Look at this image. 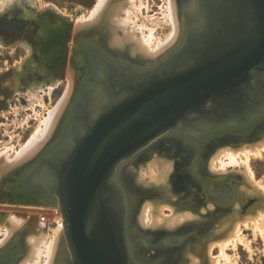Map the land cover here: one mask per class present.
Returning <instances> with one entry per match:
<instances>
[{"label":"water","instance_id":"1","mask_svg":"<svg viewBox=\"0 0 264 264\" xmlns=\"http://www.w3.org/2000/svg\"><path fill=\"white\" fill-rule=\"evenodd\" d=\"M190 6L198 18L185 24L181 45L151 68L117 61L93 38L79 37L76 54L86 72L65 120L47 151L9 185L13 196L61 209L60 264H161L137 254L147 240L133 227L136 205L115 178L119 167L168 133L203 152L209 142L264 127V0ZM196 20L199 26H190ZM10 256L11 249L0 252V264H12Z\"/></svg>","mask_w":264,"mask_h":264},{"label":"bare ground","instance_id":"2","mask_svg":"<svg viewBox=\"0 0 264 264\" xmlns=\"http://www.w3.org/2000/svg\"><path fill=\"white\" fill-rule=\"evenodd\" d=\"M136 1L137 0H98L97 4L90 11L89 17L82 18V23H80L79 28L85 29L84 27L88 28L90 26L92 30L95 29L96 31V29L100 28L104 23L107 27V34H105L106 36L103 39V42H108V47L116 54L115 60L118 59L117 61L122 62V60L125 61L126 59H132L133 63H136L139 66L151 68L181 45L183 36H185V24L187 25L192 20L198 18L196 13L197 9L196 6L195 8H190V3L194 2V0H166L169 12L166 16H168L173 30L165 41H157L154 43L152 39L155 34L153 35V32L148 30L149 35H146L143 30L145 25L137 27L136 22L133 19L135 15L133 16L132 10L137 9V5L135 4ZM140 7L142 9L143 5ZM181 8H187V12H189L184 15V19H182L180 15ZM138 10H140L139 7ZM194 22H192L190 26L195 25V27H198V20ZM195 27H193L192 30ZM153 28L150 29L153 30ZM200 30L201 27L198 32ZM91 42L93 44L92 40ZM110 57L113 58L112 56ZM73 67L74 68L69 71L68 90L66 89V94L61 102L49 112L48 117L41 122L42 126L39 127L40 129L36 131L32 138L20 151L17 152V154L15 153V157L12 159L4 157L6 159L4 160V166L3 164H0L2 165L0 166L1 204L5 202V199L3 198L4 193L2 183L3 180H5L4 178L8 176L7 174L9 172L12 173L18 171L31 164L53 141L55 133L68 111L75 85L80 78V75L78 76V74L81 70H78L76 65H73ZM245 137L248 138L243 139V143L241 142L240 145H235L236 143L233 144V142L225 144H221L219 141L209 142L210 144L207 146L205 145V147H203L204 151L201 152L199 145H196L198 144L197 142H191L185 137L184 139L177 133H168L141 149L133 158L121 165L115 174L116 180L121 183L127 191H129L131 196L132 194H135V192L140 196H143V199L138 206L135 202L136 198L132 196L133 201L135 202L133 207L135 208L136 205L135 210L133 209L134 212H132V215L135 216L134 222L140 224L141 228L144 227L143 229H147L148 227L154 228L155 230L171 229L172 231H178V228L189 229L188 227H183V224L188 226V224L197 222V225H202V223L205 224L206 221V226L209 227L210 233H212L213 230L212 234L214 237L218 233L224 232L223 234H225V232H231L228 235L229 237L226 236L228 237L226 238L227 241L223 239L224 241L221 240L222 242L220 243H216L217 241L214 243V240L212 239H203L201 245H196L198 243H193L192 245L191 241L185 243L186 245L182 249L184 254L180 252L182 258L186 257L183 262L184 264H199V259L204 250L203 247L205 246H207L206 251L208 249L209 254L216 246L221 250V255L218 258L215 257V259L210 257L208 264H220L219 261L222 259L227 262L229 256H226L224 250L230 245L235 246V244L242 239H239L241 222H237L239 219L237 214L240 213L239 205L237 202H234L236 201V198H238V200L241 198L251 200V192L255 193L257 191L256 189L253 191L250 190L251 183L253 184L252 186L257 184L254 185L252 181L253 179H251V176L254 178V175L251 174V176H249L247 171L249 170L250 172L249 157L251 155H259V157H261L260 154L264 151V127H261V129H254ZM165 146H168V148H165ZM180 146H185L186 150H191L192 147L195 146L197 155L195 151H191L190 154H186L187 152H181ZM196 156H198L197 159L200 161L198 166L196 164ZM204 158L206 159L204 168L205 175L208 174L216 178L211 182L212 184L207 182L205 175L201 176V172L199 171L204 162ZM188 160H195V167L200 176L196 180L188 178H184V180L179 178L180 167H182V164L187 163ZM226 160L228 162H226ZM237 166L242 169L244 168L245 170L247 169V171L243 169V172L239 174L235 171L236 169L232 170L233 172L228 170L229 167ZM234 172L236 173L233 174ZM231 175L233 176L231 177ZM226 178L229 179L227 180ZM221 181H227L226 183L228 185L223 186ZM109 182H111V180ZM108 186H110V183ZM257 187H260V192L264 193L263 186L261 187L260 185ZM14 200L15 201L11 202H15L16 205L25 204L24 206H32V208L34 207V209L36 208L37 210L42 207L54 208L55 210L53 211H55L57 215L56 220L59 222H62L63 220L64 229H58L51 236L48 230H45L47 224H43V221H40L38 223L39 232L37 234L36 215L32 217L31 212L27 213L26 211L27 214L23 213L26 218L23 217L25 220H22V217H19V219L16 217H9L7 223L5 222L6 224H2V214L0 213V234H3V239L0 242V252L5 244L14 238L17 232H23L25 237L24 240H26V252L24 251V255L17 259L14 258V249L10 247L9 249L12 250L11 252H13V254L10 258H7L8 260H6V263L10 262L9 259H11L12 264H60V252H63L64 249H66L65 221L61 209H58L57 206L49 203L38 202L33 198L28 199L22 194H17ZM11 208H14V206ZM167 211L168 213L170 212L169 215H167ZM13 212L10 213L13 214V216L19 214H16V211ZM19 216H22V213L21 215L19 214ZM251 218H247L248 221L245 219L246 222H243V219L242 225L244 224V226H248L249 222H251L253 226H259L258 223L264 220V206H262L257 212L256 217L252 218V220ZM26 226L29 228L28 231ZM196 228L199 227L196 226ZM160 245L162 246L163 244L160 243ZM160 245L158 247H160ZM66 255L70 254L67 253Z\"/></svg>","mask_w":264,"mask_h":264},{"label":"rangeland","instance_id":"3","mask_svg":"<svg viewBox=\"0 0 264 264\" xmlns=\"http://www.w3.org/2000/svg\"><path fill=\"white\" fill-rule=\"evenodd\" d=\"M97 2L98 0H0V164H3V166L5 164L4 160H6L5 158H14L17 152L20 151L36 131L40 129L39 127L42 126L41 122L48 117L49 112L61 102L66 94V89L69 86L68 76L69 71L74 68L73 65H76V68L81 70V74H78V76L80 75V78L86 72L85 64L81 59L77 58L76 54L80 36L95 39L97 43L99 42V46L106 50L108 55L112 56L114 59L116 58V54L108 47V42H103V39L106 36L105 34H107V27L104 23L100 27L101 29L97 28L96 31L95 29L92 30L90 26L88 28L84 27L85 29L79 28L80 23H82V18L89 17L90 11ZM135 4L137 5V9L134 8L136 10H132V14L133 16L135 15L133 19L136 22L137 27L145 25V29L143 28V30L146 35H149V31H152L153 35L155 34L152 39L154 43L157 41H165L173 30L171 22L168 16H166L169 14L167 1L137 0ZM141 5H143L142 9L140 7ZM138 7L141 11L138 10ZM183 12L184 9L181 8L180 15L182 19L185 18ZM150 28H153V30ZM96 32L99 33L97 34ZM123 61L124 60H122V62ZM124 62H128L138 68L146 67L133 63L132 59H126ZM77 84L75 85L72 94V101L76 93ZM72 101L70 102V105L72 104ZM65 116L60 126L63 124ZM60 126L55 133L53 141L57 136ZM246 135H244L243 138L239 136V138H226L217 141L221 144L233 142V144L236 143L235 145H240L241 142L243 143V139L248 138L245 137ZM49 146L43 150L35 160L44 154ZM165 148H168V146H165ZM195 150V146L192 147L191 150H186L185 146H180V151L183 153L187 152L186 154H190L191 151ZM195 153L197 155L196 151ZM260 156L261 157H259V155H251L249 157L251 173L249 170L247 171V169L245 170L243 168L247 171V174L249 173V176H251V174L254 175V178L251 176V179H253L252 181L254 185H257L252 186L253 184L251 183L250 190L253 191L256 189L257 191L255 193L251 192L252 196L248 195L251 196V200L249 199L250 201L247 200V198H241L239 200L236 198V201L234 202H237L239 205L240 213L237 214L239 216L237 222H241L239 239H242H240L235 246L230 245L224 250L226 256H229L230 260L227 259V263L222 259L219 261L220 264H264V220L259 222V226L257 227L253 226L251 222H249L248 226H244V224L242 225L243 219V222H246L245 219L247 220V218L256 217L257 212L262 206H264V193L262 192V194L260 192L261 188L257 187L261 185V187L263 186L264 188V151ZM197 157L198 156H196L195 159L198 166L200 161ZM205 162L206 159L204 158V162L199 170L201 176L205 175ZM226 162L228 161L226 160ZM196 164L195 160H188L187 163L182 164L179 171V178L196 180L200 177L195 167ZM190 166H192L194 172L188 170ZM23 169L24 167L18 171L12 173L9 172L7 174L8 176L6 175L8 178L6 177L4 178L5 180H3L2 188L5 202L3 204L0 203L2 224H6L9 217H16L18 219L19 217H22L21 219L23 220L25 218L23 213L27 214L28 212H31L32 217L36 215L37 234L39 232L38 223L43 221V224H47L45 230H48L49 234L52 236V234L58 229H64L63 220L62 222L56 220L57 215L55 211H53L55 210L54 208L42 207L37 210L36 208L34 209V207L32 208V206H24L25 204L16 205L15 202H11L15 201L14 199L12 200V197H16V195L13 196V194L11 195L9 192L11 176L18 172H22ZM243 169L237 166L229 167L228 170H230V172L235 170L240 174L243 172ZM235 173L236 172L233 174ZM20 174H18L17 177H19ZM232 176L233 175H231V177ZM205 178L209 183L216 179L208 174L205 175ZM226 179L228 180L229 178ZM7 180H9L8 187H5L4 184L5 182H8ZM226 182L227 181H221L223 186L228 185ZM132 196L136 198V205H140L143 196H140L137 192L132 194ZM12 206H14V208H11ZM10 211H16V214L19 213L20 215L22 213V216H19V214L13 216V214H10ZM169 213L167 215H169ZM133 218V227L137 228L139 234L140 232L143 233L147 240V243H143L144 245L139 247L137 254L139 253L138 255L142 257H158L161 264H182L186 257L182 258L180 252L183 253L182 249L186 245L185 243L189 241H191L192 245L193 243L201 245L203 239H212L214 240V243L216 241V243H220L224 241L223 239L227 241L226 238H228V235L231 233H218L214 237L212 234L213 230L212 233H210L209 227L206 226V221L205 224L202 223V225H197V222L188 224V226L183 224V227H188L189 229L178 228V231H172L171 229L155 230L154 228L148 227L147 229H143L144 227L141 228L140 224L134 222L135 216H133ZM196 226L199 228H196ZM26 229L28 231L29 228L26 226ZM2 239L3 234H0V242ZM24 239V233L17 232L14 238L6 243L1 249V253L2 251L9 250L11 247L14 249V258L17 259L22 257L26 252V240ZM157 243H163L164 247H161L160 244V248L149 247ZM203 248L204 250L200 256L199 264H208L210 257L215 259V257L218 258L221 255V250L218 246L212 249L210 254L208 253V249L206 251L207 246ZM12 254L13 252H11V255Z\"/></svg>","mask_w":264,"mask_h":264}]
</instances>
